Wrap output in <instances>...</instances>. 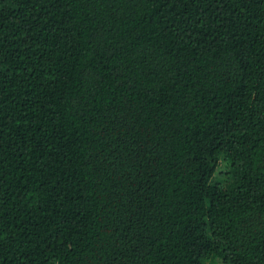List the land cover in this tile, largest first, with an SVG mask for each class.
<instances>
[{"label":"trees","instance_id":"obj_1","mask_svg":"<svg viewBox=\"0 0 264 264\" xmlns=\"http://www.w3.org/2000/svg\"><path fill=\"white\" fill-rule=\"evenodd\" d=\"M0 264H264V0H0Z\"/></svg>","mask_w":264,"mask_h":264}]
</instances>
